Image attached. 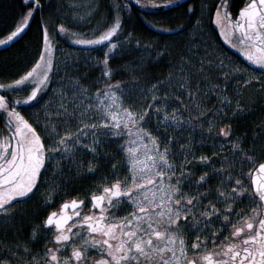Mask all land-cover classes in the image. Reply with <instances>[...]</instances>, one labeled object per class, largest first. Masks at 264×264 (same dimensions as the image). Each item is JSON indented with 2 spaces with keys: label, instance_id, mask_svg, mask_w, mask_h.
Masks as SVG:
<instances>
[{
  "label": "snow or ice",
  "instance_id": "1",
  "mask_svg": "<svg viewBox=\"0 0 264 264\" xmlns=\"http://www.w3.org/2000/svg\"><path fill=\"white\" fill-rule=\"evenodd\" d=\"M173 2L147 0V5ZM24 5L0 45L20 37L37 10L42 44L28 67L0 82V225L15 235L27 218L24 204L33 197L42 200L44 212L26 240L0 244V264H264V143H255L264 137V126L245 145L246 138L225 123L253 110L243 100L245 87L255 85L264 93V0H242L235 15L229 0H217L210 12L209 26L243 62L206 39L203 21L197 19L190 34L194 39L173 70L146 88L138 86V78L112 79L122 70L110 64L117 51L133 42L141 45L125 28L130 0H113L110 13L96 23V0H68L67 14L58 4L55 18L43 17L41 0H24ZM153 27L170 34L184 30L182 24ZM56 35L89 51L100 48L102 56L85 57L101 68L93 81L99 87L93 90L73 76L63 78L58 90L50 89ZM213 95L216 103L209 107ZM21 107L29 109L28 115ZM183 129L189 136L180 143L183 137L173 132ZM196 130L201 139L194 143L191 132ZM110 142L123 163H113L110 174L93 181L84 195L78 191L66 198L60 185L72 177L64 172L95 174L96 165H85L79 153L107 157L104 145ZM208 142L211 155H197L196 146ZM53 162L56 180L45 176ZM196 164L210 171L195 176ZM41 185H47L43 192ZM17 218L19 226L13 223ZM41 240L38 248L30 246Z\"/></svg>",
  "mask_w": 264,
  "mask_h": 264
},
{
  "label": "trees",
  "instance_id": "2",
  "mask_svg": "<svg viewBox=\"0 0 264 264\" xmlns=\"http://www.w3.org/2000/svg\"><path fill=\"white\" fill-rule=\"evenodd\" d=\"M58 2L59 0H41V4L44 5L42 10L44 18L56 17ZM98 2L99 15L104 17L109 14L113 0H98ZM216 2L217 0H192L177 9L159 13L144 12L133 5L131 8L126 9L125 28L141 39V45L126 46L116 53L115 58L110 60V64L114 68L119 67L122 69L112 79L131 81L138 78L139 84L143 85H150L158 79H164L172 69V65L176 63L179 53L184 50L188 43L196 20L204 14L208 19L210 12L214 11ZM229 3L231 11L235 15L237 9L242 6V0H229ZM189 6H191L192 11H189ZM28 7H32V4L29 3ZM25 10L24 0H0V39H3L10 30L19 13ZM40 20L41 10H37L21 39L11 47L0 51V82L6 83L15 78V74L28 67L37 56L42 44ZM60 21L59 19L56 20L57 23H60ZM153 24H159L163 28L182 24L184 30L178 31L176 34H170L161 31L159 28H154ZM145 44H150L151 48L146 49ZM87 71L89 75L99 78L101 68L93 66L89 67ZM4 94L8 95V93ZM24 109L25 107H21L20 111L25 112ZM262 126H264V106L257 103L252 112L244 116L237 124V132L246 138L245 143L249 145L254 142V133H259ZM255 143H264V137L255 141ZM107 148L109 156L101 155L99 158L89 156V159L98 167L110 172L111 165L113 163L118 164L120 152L114 147L109 146ZM204 152L211 155L208 148ZM112 155H115V160L111 159ZM95 177V175L82 174L73 180L70 185L66 186L68 197L76 195L78 191L80 194H84L85 189L90 188L92 182L98 180ZM24 209H26L28 220H25L22 229L18 232L21 240L27 239L31 221L34 224L39 223L43 219L44 212L43 207H39L38 202L34 199L27 201ZM11 232L8 233L12 235L13 232ZM1 235L0 237L3 238L8 237V235Z\"/></svg>",
  "mask_w": 264,
  "mask_h": 264
},
{
  "label": "rangeland",
  "instance_id": "3",
  "mask_svg": "<svg viewBox=\"0 0 264 264\" xmlns=\"http://www.w3.org/2000/svg\"><path fill=\"white\" fill-rule=\"evenodd\" d=\"M85 2H87V0H85ZM96 2L98 4V6H99L98 0H96ZM142 2H143L144 5L148 6L147 5V0H142ZM58 4L63 5V7L59 9V11L61 13L67 14V13H69L71 11V9L68 8V0H59ZM99 14L100 13H99V10H98L96 12V15H95L94 19H93V23H96L97 21H99L102 18V16L99 15ZM200 19L203 21V25L202 26L204 27L205 31L207 32V36L205 38L206 39H211L214 44H216L218 42L219 47L221 49H223V51L226 52L228 54V56H230L233 61H236L238 63L243 62V57L241 56V54L236 49H234L230 45H228L223 40L222 37H219L216 34L214 27L209 26V24H208L209 18L207 19V16L204 14L203 16L200 17ZM64 22L68 23L67 18L65 19ZM76 30L79 31V32H83L84 31V28H77ZM190 34H194V28L192 29V31H191ZM189 38H190L189 41L193 40L194 39V35H190ZM56 44H57L58 50L55 52V59H56V65H55V69H54L55 74L52 77V83L49 86L50 89H56V90H58L60 88V86H61V81H62L63 78H65V77L71 78L73 76H79L81 78V83L87 85L89 88H91L93 90L96 87H99V84L93 83V81H95L98 78L93 77V75H89V73L87 71L89 69V67H93L94 65H92L90 62L86 61L85 60V57H90V56L100 57V56H102V51L100 50V48L99 47H96L94 51L86 50L84 46L74 44L71 39H68V38H66V37H64L62 35H56ZM133 44L135 45L134 42H133ZM126 46H128V45H126ZM119 51H121V50H119ZM119 51H117V53ZM77 58L79 59V63H73V61L76 60ZM66 63H67V66H66ZM172 70L173 69H171L170 71H172ZM100 72H99V74H100ZM257 74H259V73H257ZM214 75H215V73H213V76ZM64 82L67 83L66 80ZM138 86L140 88H146L149 85L139 84ZM27 91H28V89H25L24 90V93H26ZM172 91H174V89L173 90H169V96H170V98H172ZM4 93H7V92H4ZM175 94L178 95V96H183L184 95L183 93H180V92H176ZM228 94L230 96H232V94H233V88L230 87L228 89ZM13 95H16V94L14 93ZM50 95H51V92H49L45 96V99H47L48 96H50ZM262 97H264V93H261L255 87V85L247 86L243 90V100L246 101V102H248L249 104L253 105V107L257 103H261L262 106H264V102H262ZM185 103H187V100H185ZM215 103H216V97L213 95V96H211L209 98L208 105H209V107H211ZM173 106H178V105L173 104ZM24 110H25V112H23V113L25 115H28L29 109L25 108ZM250 112H252V111H250ZM250 112H247L245 114H241V115L235 117L231 121H225V123H232L233 126H234V128H235L236 134L237 135H240L237 132V130H238L237 129L238 128L237 127V124H239L240 120H242L244 118V116H247ZM185 115H187V113H185ZM233 121H234V123H233ZM206 127H207V125H205V128ZM170 131H171V129H170ZM216 131H217L216 129H213V134ZM173 135H180V136H182L183 138L181 139L180 143H184L185 140L189 136V130L188 129H183L179 133L173 132ZM205 136H207V133H205ZM191 137H192L194 143H195V141L200 140L201 139V130H196V131L191 132ZM245 145H248V144L245 143ZM109 146L111 148L114 147L117 150L116 143H111L110 142V143H107V144L104 145V148H105L106 151H108L107 150L108 149L107 147H109ZM206 148L210 149L211 153L214 150L213 147H212L211 142H208V143H205L202 147L199 146V145H197L196 146V154L197 155H200L201 153H204V154L209 155L208 153H205L204 152V150ZM227 148H228V145L225 144V149H227ZM216 151H219V149H216ZM101 155H103V154H101ZM89 156H92L89 152L79 153V158L84 161L85 165H87V162L88 161H92V160L89 159ZM58 160H59V158H58ZM59 163H60L61 166H63V164H64V162L62 160H60ZM92 163L94 164L93 161H92ZM122 163H123V159H122V155L120 153V158H119L118 164H122ZM193 163H195V162H193ZM55 165H56V162H53V164L48 165V172L45 173V176L48 179L56 180L58 178V176L54 174V172H55ZM216 166L219 167V164H217ZM97 170H98V172H97ZM207 170H209V169L201 166L200 164H196L195 165V168H194V175L199 176L202 172H205ZM109 173L110 172H108L107 170H103L102 167L100 168V167H98L96 165V172H95V174H90V175H95L96 176L95 178H98V180L96 182H99V180H100V178H101L102 175L107 176V175H109ZM63 175H64V177L71 176L72 177L71 182L73 180H75L76 178H78L75 175L74 172L73 173H70L67 170L64 172ZM84 175H89V174H84ZM70 184L71 183L66 184V185L65 184H61L60 187L62 189H65L66 190L67 189L66 186H68ZM45 187H47V185H41V192H43V190H44ZM58 198H60V197L57 196L56 197V201H57ZM33 199L38 202L39 207H42V203L43 202H42L41 199H38L36 197H33ZM26 203L24 204V208H25ZM25 211H26V209H25ZM27 218H26V220H28ZM13 223L16 224L17 226H19V224H20L19 218H17V220L14 221ZM33 223L34 222L31 221V224H29V226H30L29 233L31 232V227H32V224ZM35 224L36 225H39L40 222L39 223H35ZM3 227H4V225H0V236H2L1 234H3L5 236L8 235V237H5V238L0 237V244H8V245H10L15 238H17V237L19 238L18 232L22 229V227H19L18 228V231L15 233V235L12 232H11L12 235L9 234L8 232H10V231H8L7 233H5L2 230ZM37 235L38 236H43L44 235L43 230L40 229V228H38L37 229ZM42 242L43 241L41 240L39 242V244H31L30 246L33 247V248H38L40 246V244H42Z\"/></svg>",
  "mask_w": 264,
  "mask_h": 264
},
{
  "label": "water",
  "instance_id": "4",
  "mask_svg": "<svg viewBox=\"0 0 264 264\" xmlns=\"http://www.w3.org/2000/svg\"><path fill=\"white\" fill-rule=\"evenodd\" d=\"M190 1H192V0H174L172 5L162 6V7H158V8L146 6L143 4V2L137 3L136 0H130V3H131V5H133L134 7H136L137 9H139L141 11L159 13V12H165V11L177 9L179 7H182L186 4H188ZM25 31H24V33H25ZM24 33L20 37L16 38L14 41L9 42L7 45H0V51L11 47L13 44H15L17 41H19L21 39V37L24 35Z\"/></svg>",
  "mask_w": 264,
  "mask_h": 264
},
{
  "label": "flooded vegetation",
  "instance_id": "5",
  "mask_svg": "<svg viewBox=\"0 0 264 264\" xmlns=\"http://www.w3.org/2000/svg\"><path fill=\"white\" fill-rule=\"evenodd\" d=\"M239 55V54H238ZM207 171H209V170H207ZM195 176H197V175H195ZM215 183V179H213V180H210L209 181V184H214ZM85 194V193H84ZM84 194H81V195H84ZM66 198H71V197H66ZM61 199V197L59 198V200ZM59 202V201H58ZM122 214V213H121Z\"/></svg>",
  "mask_w": 264,
  "mask_h": 264
}]
</instances>
